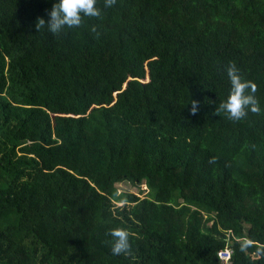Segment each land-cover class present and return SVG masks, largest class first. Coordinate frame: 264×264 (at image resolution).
I'll list each match as a JSON object with an SVG mask.
<instances>
[{
	"label": "trees",
	"instance_id": "16d2710c",
	"mask_svg": "<svg viewBox=\"0 0 264 264\" xmlns=\"http://www.w3.org/2000/svg\"><path fill=\"white\" fill-rule=\"evenodd\" d=\"M54 2L0 0V264H264V0H97L38 31ZM230 63L262 109L238 121Z\"/></svg>",
	"mask_w": 264,
	"mask_h": 264
},
{
	"label": "clouds",
	"instance_id": "9594fccd",
	"mask_svg": "<svg viewBox=\"0 0 264 264\" xmlns=\"http://www.w3.org/2000/svg\"><path fill=\"white\" fill-rule=\"evenodd\" d=\"M116 0H104L106 7H111ZM102 9L97 6V0H55L48 12V19L38 17L36 28H41L52 34H59L66 28L71 29L79 27L85 17H100ZM91 31L96 32V26L93 25ZM226 74L230 83V90L227 97L222 100L215 108V111L221 115H226L231 120H241L247 116L248 112H261L260 102L255 95L257 85L242 77L238 66L230 63L226 69ZM191 100V99H190ZM191 111H198L197 101L191 100ZM111 252L114 255L127 253L131 248L130 234L122 227L110 230Z\"/></svg>",
	"mask_w": 264,
	"mask_h": 264
},
{
	"label": "built area",
	"instance_id": "2783aa9c",
	"mask_svg": "<svg viewBox=\"0 0 264 264\" xmlns=\"http://www.w3.org/2000/svg\"><path fill=\"white\" fill-rule=\"evenodd\" d=\"M218 254H219L221 261L227 264L230 262L232 258L233 250L231 247H226L225 249L220 250Z\"/></svg>",
	"mask_w": 264,
	"mask_h": 264
},
{
	"label": "rangeland",
	"instance_id": "374dc122",
	"mask_svg": "<svg viewBox=\"0 0 264 264\" xmlns=\"http://www.w3.org/2000/svg\"><path fill=\"white\" fill-rule=\"evenodd\" d=\"M121 190L132 191V192H139V186L131 184L130 182L124 181L118 184ZM122 203L119 202L117 205H121Z\"/></svg>",
	"mask_w": 264,
	"mask_h": 264
}]
</instances>
